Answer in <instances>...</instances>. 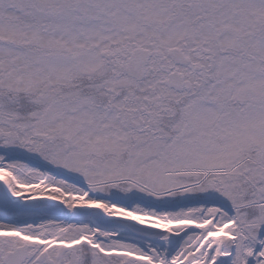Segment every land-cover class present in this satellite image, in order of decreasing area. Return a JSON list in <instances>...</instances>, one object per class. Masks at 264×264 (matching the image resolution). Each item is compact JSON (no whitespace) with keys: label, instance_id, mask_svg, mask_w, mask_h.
Listing matches in <instances>:
<instances>
[{"label":"snow or ice","instance_id":"snow-or-ice-1","mask_svg":"<svg viewBox=\"0 0 264 264\" xmlns=\"http://www.w3.org/2000/svg\"><path fill=\"white\" fill-rule=\"evenodd\" d=\"M0 264H264V0H0Z\"/></svg>","mask_w":264,"mask_h":264}]
</instances>
